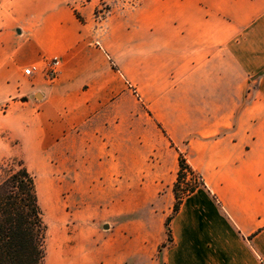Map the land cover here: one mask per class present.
I'll return each instance as SVG.
<instances>
[{
  "label": "crops",
  "instance_id": "obj_1",
  "mask_svg": "<svg viewBox=\"0 0 264 264\" xmlns=\"http://www.w3.org/2000/svg\"><path fill=\"white\" fill-rule=\"evenodd\" d=\"M14 93L65 264H264V0H0ZM180 155L202 185L173 214Z\"/></svg>",
  "mask_w": 264,
  "mask_h": 264
},
{
  "label": "trees",
  "instance_id": "obj_2",
  "mask_svg": "<svg viewBox=\"0 0 264 264\" xmlns=\"http://www.w3.org/2000/svg\"><path fill=\"white\" fill-rule=\"evenodd\" d=\"M178 163L173 186V214L177 212L182 200L199 187H189L185 183L186 173L194 172L181 155ZM168 223L169 218L166 220V235L170 240ZM45 240L46 225L38 202L34 176L19 161L1 162L0 264H44Z\"/></svg>",
  "mask_w": 264,
  "mask_h": 264
},
{
  "label": "rangeland",
  "instance_id": "obj_3",
  "mask_svg": "<svg viewBox=\"0 0 264 264\" xmlns=\"http://www.w3.org/2000/svg\"><path fill=\"white\" fill-rule=\"evenodd\" d=\"M100 8L101 11L108 10V6H105L104 4H100ZM47 62L48 61H45L43 63L42 68V73L45 77ZM26 69L31 71L29 75L25 74ZM34 73V67L26 66L23 69V74L28 82L31 80ZM22 101H24L23 96H20L19 93H14L13 97L10 96L0 102V163L11 160L19 161L34 176L38 202L42 210L44 223L46 225L44 264H65L63 222L59 214H57L59 217L55 218L56 205L60 207L63 215H65L67 208L65 194H55L53 192L52 179H54V176L51 177L52 172H50L52 163L37 160L31 150L32 144H26L18 138V132L20 129H17L15 119L16 113L11 116L9 108L15 106L19 113L25 112V106L22 104ZM56 212H59L58 209ZM54 230L57 232L55 245L53 243L55 236L53 234Z\"/></svg>",
  "mask_w": 264,
  "mask_h": 264
},
{
  "label": "built area",
  "instance_id": "obj_4",
  "mask_svg": "<svg viewBox=\"0 0 264 264\" xmlns=\"http://www.w3.org/2000/svg\"><path fill=\"white\" fill-rule=\"evenodd\" d=\"M58 65H59V61L58 59L54 58L52 60H49L46 63V78L48 80H52L55 78V75L58 72ZM31 73V71L29 69L25 70V74L29 75ZM186 180L185 183L187 185H189V187H198L201 183V179L199 178V176L195 173H186Z\"/></svg>",
  "mask_w": 264,
  "mask_h": 264
},
{
  "label": "bare ground",
  "instance_id": "obj_5",
  "mask_svg": "<svg viewBox=\"0 0 264 264\" xmlns=\"http://www.w3.org/2000/svg\"><path fill=\"white\" fill-rule=\"evenodd\" d=\"M53 234L55 235V236H54V240H53V243H54V245H55V240L57 239V232H56V230L53 231Z\"/></svg>",
  "mask_w": 264,
  "mask_h": 264
}]
</instances>
